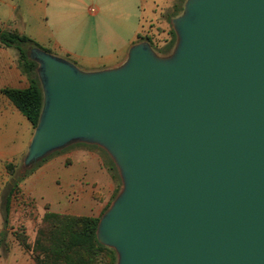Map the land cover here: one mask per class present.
Instances as JSON below:
<instances>
[{"label": "water", "instance_id": "95a60500", "mask_svg": "<svg viewBox=\"0 0 264 264\" xmlns=\"http://www.w3.org/2000/svg\"><path fill=\"white\" fill-rule=\"evenodd\" d=\"M176 43L98 71L33 48L43 92L24 169L97 146L122 188L98 242L116 264H264V0H186Z\"/></svg>", "mask_w": 264, "mask_h": 264}, {"label": "crops", "instance_id": "0c3cea01", "mask_svg": "<svg viewBox=\"0 0 264 264\" xmlns=\"http://www.w3.org/2000/svg\"><path fill=\"white\" fill-rule=\"evenodd\" d=\"M180 2L170 0L167 17L158 20L156 27H151L164 39L172 30L171 20L178 14ZM148 4L145 0H33V14L40 10L47 13L53 41L47 43L41 37L28 38L42 48L51 44V54L75 62L85 71L114 68L124 62L135 39L141 36L139 29ZM153 4L156 9L160 8L157 1ZM12 5L10 7L16 11L18 6ZM92 7L96 13L90 12ZM0 31L18 32L17 29ZM9 51L11 48L0 45V199H3L1 193L9 181L7 165L27 155L35 130L2 93L7 88L24 90L30 87V78L22 69L19 51L17 56L9 54ZM120 181L112 160L104 150L77 144L53 154L31 177L23 180L20 188L26 200L33 198L41 204L43 216L48 206L49 211L57 214L101 218L102 211L119 191ZM12 186L13 181L7 186L5 196V203L9 198L11 200L9 214L13 213L16 196V193L8 196ZM39 187L37 193L35 189ZM66 192L75 195L70 198ZM56 202L58 211L54 209ZM9 214L4 219L5 229H8ZM19 219L29 224V217L21 216ZM14 249L0 246V264H36L20 248L18 254Z\"/></svg>", "mask_w": 264, "mask_h": 264}, {"label": "trees", "instance_id": "16d2710c", "mask_svg": "<svg viewBox=\"0 0 264 264\" xmlns=\"http://www.w3.org/2000/svg\"><path fill=\"white\" fill-rule=\"evenodd\" d=\"M182 11L183 5L180 13ZM140 38L149 41L160 52H164L170 46L173 48L176 43L173 29L165 39H160L154 34ZM0 45L17 49L20 53L23 71L32 75L28 89L7 88L3 89L2 93L31 122L35 129L43 107V92L37 76L38 65L30 59V52L33 48H41V46L18 32L4 31H0ZM112 164L114 170L117 171L113 162ZM32 170L33 168L25 169L26 173ZM8 171L12 177L15 176V169L11 164L8 165ZM24 177L26 178L25 175L13 178L9 197L16 193L19 183L24 180ZM10 201L9 198L5 206L6 216L10 211ZM49 209L47 206L42 229L32 248L37 264H98L102 259L100 257H103L105 264H116L115 251L98 242L96 232L100 218L61 215L53 213Z\"/></svg>", "mask_w": 264, "mask_h": 264}, {"label": "rangeland", "instance_id": "374dc122", "mask_svg": "<svg viewBox=\"0 0 264 264\" xmlns=\"http://www.w3.org/2000/svg\"><path fill=\"white\" fill-rule=\"evenodd\" d=\"M145 1L149 4L147 7V10L143 13V16H142L143 18L142 25L139 29V34L141 35L140 37H146L147 35L150 36V35H153L152 33H154V35H157V36L159 35L158 38L164 39L163 35L158 34L156 29L151 28V27L153 25L156 27L157 26L156 22H158V20H164V17L168 14L170 10L168 8L170 0H145ZM153 1H157L158 4L160 5V8L156 9L153 4ZM185 1L186 0H181L180 2L181 4L177 12L178 15L180 14L181 7L182 5H184ZM12 3L18 6V9L16 11L10 7ZM34 10H35V7H33V0H0V30L17 29L18 32L21 33V35H25L27 37H34V38L41 37L42 39L47 41V43L48 41H53L51 37L52 29L50 28L48 21L46 19L47 18L46 11L40 10L39 12H36V14H33ZM140 37L135 39V43L144 41V40H141ZM43 47L44 48L42 47L41 48L49 53H50V50L53 49V46L51 44H47ZM171 47L172 46L165 49L164 52L158 51L155 47L153 48L158 54L163 55V54H169L172 50ZM9 52H10L9 54H16V56L18 55V51L14 48H11V51ZM80 67L81 66H79V68ZM80 69L82 70V68ZM29 76H30L29 78L32 77L31 74ZM25 156L23 157L22 160L18 162L10 163L12 166H14L15 176L11 177L9 175V181L7 183V186L11 183V181H13V178H17L22 175H25L26 178L31 177L53 155L40 161L33 168V170L30 171L29 173H26L24 169ZM7 173L9 174L8 171ZM26 178L24 177V180ZM22 182L23 181L19 183L18 190L16 191V196L13 202V213L9 214L8 216V221H7L8 229L4 228V224H5L4 219L6 216L5 196L8 193L7 186L1 193L3 195V199L2 197L0 199L1 201L0 202V246L2 247L8 246V247L15 248L14 249L15 254H18L21 249L22 251L25 252V254L30 255L31 258L34 260V262L37 264L38 262L35 260L32 248L36 243V239L38 237L40 230L42 229L46 213L43 216V208L41 204L33 200V198H29L27 200L25 199V197L22 194L21 188H20V185L22 184ZM121 188H122V183L120 181L119 191L121 190ZM35 191L38 193L40 191V187L35 189ZM119 191L113 196L111 202L108 203V205L104 208V210L103 209H102L103 211L101 210L102 211L101 214H103L105 210L112 204V202L116 198ZM65 195H67L70 198L71 197L73 198L75 194L66 192ZM65 205L66 204H64V206ZM58 207L59 205L56 202L54 206L55 211H58ZM37 212H38V215H37ZM21 216H27L30 218L28 225L25 222H23L21 219H19L21 218ZM69 216H73V215H69ZM100 258L102 259L100 262H98V264H105L103 262V257H100Z\"/></svg>", "mask_w": 264, "mask_h": 264}, {"label": "built area", "instance_id": "2783aa9c", "mask_svg": "<svg viewBox=\"0 0 264 264\" xmlns=\"http://www.w3.org/2000/svg\"><path fill=\"white\" fill-rule=\"evenodd\" d=\"M90 12H91V13H96V10H95V8H93V7H92V8H90Z\"/></svg>", "mask_w": 264, "mask_h": 264}]
</instances>
